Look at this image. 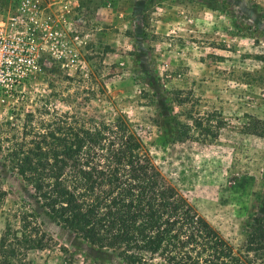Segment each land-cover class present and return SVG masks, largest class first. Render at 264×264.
<instances>
[{
  "label": "rangeland",
  "instance_id": "374dc122",
  "mask_svg": "<svg viewBox=\"0 0 264 264\" xmlns=\"http://www.w3.org/2000/svg\"><path fill=\"white\" fill-rule=\"evenodd\" d=\"M16 4L0 0V20L13 16ZM39 6L46 30L34 24L31 39L20 42L29 44L32 62L11 60L23 68L19 75L10 62L0 69V140L11 137L10 128L21 130L27 112L39 116L44 105L71 110L72 99L84 101L91 86H103L141 129L163 175L243 249L264 212V0H39ZM208 113L225 120L216 138L159 142L173 114L189 121V114ZM0 186L6 193L0 236L8 220L18 230L21 208L37 212L34 221L48 236L45 248L5 262L0 255V264H125L118 250L92 245L45 215L1 156Z\"/></svg>",
  "mask_w": 264,
  "mask_h": 264
},
{
  "label": "trees",
  "instance_id": "16d2710c",
  "mask_svg": "<svg viewBox=\"0 0 264 264\" xmlns=\"http://www.w3.org/2000/svg\"><path fill=\"white\" fill-rule=\"evenodd\" d=\"M86 93L84 101L72 99L71 110L44 105L39 116L27 112L21 130L10 128L11 137L0 140L4 165L45 215L92 245L118 250L125 264H264V212L245 247L235 248L163 175L141 129L103 86ZM188 119L170 116L159 142L205 141L225 124L210 113ZM5 194L0 186V200ZM36 213L21 208L16 231L6 222L4 262L47 245Z\"/></svg>",
  "mask_w": 264,
  "mask_h": 264
},
{
  "label": "built area",
  "instance_id": "2783aa9c",
  "mask_svg": "<svg viewBox=\"0 0 264 264\" xmlns=\"http://www.w3.org/2000/svg\"><path fill=\"white\" fill-rule=\"evenodd\" d=\"M14 1H17L16 13L5 20H0V69L3 70L2 67L10 62L9 68L16 67L13 71L19 75L22 74L23 68L13 62L16 59L27 60L29 64L32 62V59L27 56L26 48L29 44H26V47H20V42L23 43L26 39H31V34L36 30L34 24L39 27V30H46L47 22L38 19L39 13H41L39 0ZM56 56L62 57L61 54H56Z\"/></svg>",
  "mask_w": 264,
  "mask_h": 264
}]
</instances>
